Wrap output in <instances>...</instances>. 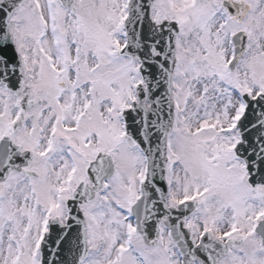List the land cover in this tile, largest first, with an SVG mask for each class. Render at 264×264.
Returning <instances> with one entry per match:
<instances>
[{"label":"snow or ice","instance_id":"snow-or-ice-1","mask_svg":"<svg viewBox=\"0 0 264 264\" xmlns=\"http://www.w3.org/2000/svg\"><path fill=\"white\" fill-rule=\"evenodd\" d=\"M0 264H264V0H0Z\"/></svg>","mask_w":264,"mask_h":264}]
</instances>
